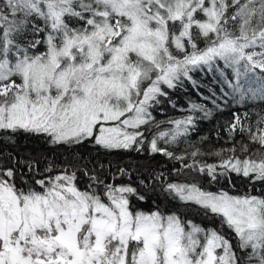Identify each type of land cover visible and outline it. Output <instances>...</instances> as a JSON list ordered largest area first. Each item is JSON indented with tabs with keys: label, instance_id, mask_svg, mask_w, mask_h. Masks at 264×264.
Returning <instances> with one entry per match:
<instances>
[{
	"label": "snow or ice",
	"instance_id": "snow-or-ice-1",
	"mask_svg": "<svg viewBox=\"0 0 264 264\" xmlns=\"http://www.w3.org/2000/svg\"><path fill=\"white\" fill-rule=\"evenodd\" d=\"M195 71L218 91L192 109L231 110L218 149L153 114ZM21 135L70 161L0 163V264H264V0H0V144Z\"/></svg>",
	"mask_w": 264,
	"mask_h": 264
},
{
	"label": "trees",
	"instance_id": "trees-1",
	"mask_svg": "<svg viewBox=\"0 0 264 264\" xmlns=\"http://www.w3.org/2000/svg\"><path fill=\"white\" fill-rule=\"evenodd\" d=\"M193 80L197 82L199 87L193 86L191 81L185 80L182 87L177 89L168 90V99L164 100L161 106H158L157 110L153 113L157 120L164 122L162 124L163 130H168L173 125L168 124V121L184 119L188 116H192L196 122V131L189 138L190 141L197 146L201 147L204 151H208L211 148H220L226 146L223 144V140H216V133L220 130V126L225 121L231 118V110L223 113H216L213 111V115L209 119L203 118V113L193 110V104L205 105L209 109L213 108V105L203 97H208L211 90H217V85L213 82L217 77L218 73H208L195 71L192 74ZM175 105L173 107L172 105ZM223 136V133H221ZM208 137V140L204 143H200L201 137ZM15 143H11L4 138V143L0 144V163H4L11 167L14 163L13 160H8L7 154L11 153L13 156H18L24 160H33L40 163V167L43 168L47 163L56 162L57 166H60L63 161H70L68 152L64 148H55L49 145L43 138L34 136L21 135L14 138ZM82 153L90 154L96 158V162H110L113 166V171L116 167H128L133 171H145L150 169H161L167 165L171 167V162L166 161L162 156L149 157L147 153L140 154L136 152H116L111 155H97L95 151H89L88 149H82ZM214 158H209V162H213ZM168 175V173H165ZM173 179L177 180H191V176H177L174 172L171 174ZM205 187L212 192H217L220 189L229 191L231 194H241L245 191L242 183H237L235 188H230L227 184L221 183L220 185L209 186L206 181H202ZM180 211H185L181 208ZM188 215L196 220V222H203L205 224L208 221H204L202 217L196 214L194 210H188Z\"/></svg>",
	"mask_w": 264,
	"mask_h": 264
}]
</instances>
